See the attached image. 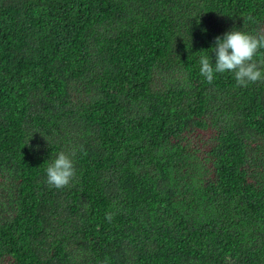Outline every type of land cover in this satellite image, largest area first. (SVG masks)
Masks as SVG:
<instances>
[{
	"label": "trees",
	"instance_id": "1",
	"mask_svg": "<svg viewBox=\"0 0 264 264\" xmlns=\"http://www.w3.org/2000/svg\"><path fill=\"white\" fill-rule=\"evenodd\" d=\"M231 30L264 0H0V264H264V81L199 73Z\"/></svg>",
	"mask_w": 264,
	"mask_h": 264
},
{
	"label": "clouds",
	"instance_id": "2",
	"mask_svg": "<svg viewBox=\"0 0 264 264\" xmlns=\"http://www.w3.org/2000/svg\"><path fill=\"white\" fill-rule=\"evenodd\" d=\"M249 20L253 19L251 16ZM264 49V34L252 35L239 30L225 32L223 37L215 38L214 47L210 49L215 53V64L211 63L209 55L199 58V73L211 84L215 74L232 73L236 85L247 87L250 83L264 81V71L255 57ZM74 152L61 151L47 164L46 182L56 189L70 185L76 177V168L73 161ZM105 219L111 222L113 214H105Z\"/></svg>",
	"mask_w": 264,
	"mask_h": 264
}]
</instances>
